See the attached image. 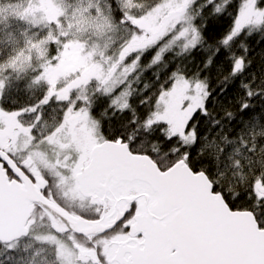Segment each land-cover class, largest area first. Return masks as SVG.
<instances>
[{
  "label": "snow or ice",
  "instance_id": "obj_1",
  "mask_svg": "<svg viewBox=\"0 0 264 264\" xmlns=\"http://www.w3.org/2000/svg\"><path fill=\"white\" fill-rule=\"evenodd\" d=\"M0 264H264V0H0Z\"/></svg>",
  "mask_w": 264,
  "mask_h": 264
},
{
  "label": "trees",
  "instance_id": "obj_2",
  "mask_svg": "<svg viewBox=\"0 0 264 264\" xmlns=\"http://www.w3.org/2000/svg\"><path fill=\"white\" fill-rule=\"evenodd\" d=\"M227 27V20H224V21H220L219 22V27H218V30L219 31H224Z\"/></svg>",
  "mask_w": 264,
  "mask_h": 264
}]
</instances>
